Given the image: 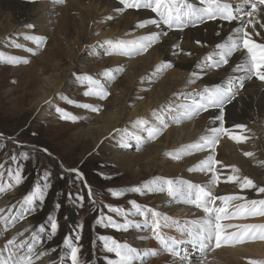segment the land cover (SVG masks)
<instances>
[{
    "label": "rangeland",
    "instance_id": "obj_1",
    "mask_svg": "<svg viewBox=\"0 0 264 264\" xmlns=\"http://www.w3.org/2000/svg\"><path fill=\"white\" fill-rule=\"evenodd\" d=\"M6 1L28 5L37 4L44 7L43 15L41 17L39 16L42 22H39V17L37 16L29 18L23 25H14L10 15H1L0 13V31L2 32L0 34V53H4V55L8 57H19L21 59L29 60V63L27 64H8L3 59H0V134H3V138H0V163H5V168H7L9 164H11L13 168H16L17 165H22L24 179L26 181L21 186H13L7 190V193H12V197L8 201L7 206L19 207L20 201H22L23 196L27 194L30 187L34 185L35 181L40 178L44 171H49L51 173V186L47 191L43 207L37 208V211L33 213L28 220L26 219L19 222L21 225L26 224L23 228H29L31 225L27 224L29 221L32 222V225L34 224L37 226L39 223L44 222L48 215L57 218L59 223L57 236L51 242L45 241L43 245V247L47 248L55 247L57 248V252L44 256L42 258V260H44L43 264H53V261H55L56 264H59L58 254L66 251V249L62 247V240L64 236L71 235L74 237L75 233L79 231L78 226L81 224L83 225V231L81 233L82 239L80 241V244L83 246L81 259L84 261V264H106L104 259L106 253L101 247L100 242L97 241L95 245L93 244V241H96V237L99 234L112 235L119 242L128 243L132 247L143 251L144 248L147 247L148 239L142 240L140 237L147 236L150 238L152 235L149 233V230L143 228H130L126 233L117 232L111 228L105 229L102 226L97 225L95 221L99 215L103 213L105 215H112L118 222H123L122 217L108 212L105 205L110 204L130 209L131 205L128 203L130 200H136L141 205L149 207L153 205L154 199L152 197V193L151 195H141L139 193L127 191L128 188L136 186L135 181L137 179H140L142 176H149L152 172V168H149V165L145 163V160L132 165L130 168L125 167V161L130 162L134 157L144 155L146 153V149L149 146L156 145L158 143L157 141L160 140L163 135L165 136L169 130H178L179 128L176 138L178 137L177 139L180 140L185 138L186 134L180 132L182 125L196 122L200 117H202L204 112L194 115L190 119H181L179 123H175L172 120L173 114H171V112L173 109L175 110L177 108V105L190 102L192 97L182 96L187 93H193L194 89L191 92L183 90L181 92L183 95L179 96L177 100L173 99L174 97L170 94L169 97L163 101V103H166L165 105L170 106V108H172L173 105H175V107H173V109H169L167 111L168 113L165 112L168 118L167 119L164 115V118L167 120V122H165L167 127L164 128L162 133L159 134L160 136L158 135L154 140H147L145 142L147 146L139 148L133 144L134 142L127 140L130 146L133 144L135 149L130 147V150H127V148H125L126 150H121L122 148H119V143L122 141V137L119 138V134L124 133L123 131L120 133L116 131V133H113L114 135L110 133V135L99 138V134L97 132L100 131V134H103L102 129H99L97 131L94 130L96 132L95 138L99 139V142L95 146V149H93L94 145L92 143L94 138L91 136L86 140L83 137V130L89 127L92 128V130L97 129L99 118L105 111L115 115L122 113L120 106H114L113 108H104L102 106L106 104L112 106V104H115V98L118 97V93L117 91L113 92V88L117 81H123L126 86H129L131 91L135 92L133 96L135 99L133 100L139 101L138 104L128 105V109H125L122 119L124 120L126 117L130 123L128 125L121 126L120 129H127L128 132L137 127L134 123L136 119H145L144 114L130 117V115L133 114L134 110L139 107L141 103L143 106L151 104L150 107L146 109V119L150 124L157 125L156 122H152L157 121V118H154L153 120L149 117L152 111H159H157L158 106L156 105L157 103H155L157 100H155L154 97H151L152 99L148 97L150 96L152 90L160 84L168 85L181 81L184 76L180 78L179 74L177 77H173L171 74L175 72L176 75L179 72H177L175 62L180 61L181 57H190L188 55L186 57V53L179 51L175 54L174 63L171 61L167 62L170 63L172 67L164 69H158L160 60L150 59L152 60V63L148 65L145 70H140L135 75V73L130 70V67H143L148 54L160 47H163L159 45H161L163 43L162 40L166 39L168 36H162L160 40L148 49L147 52H141L131 56H124L118 53L106 55L105 53L110 49L107 45H99L98 42L106 40H133L141 36L150 35L151 33H141L147 29L146 26L144 28H137L135 26L134 28H130V30H125L122 26H113L112 23L114 20L119 19V17H112V19L109 20V15H107V11L103 8L96 13L95 11L87 13V11H84V8L91 5L87 1H80L81 5H85L81 6V10H72V8H69L68 3L70 0H63V3H58L56 0ZM195 1L198 2L197 0ZM112 2H115L120 6L119 0H112ZM124 11L137 12V10L133 9H125ZM124 11L119 12L118 14H124ZM48 12H50V14ZM81 13L84 17L93 16L94 19L92 22H90V20H85L83 23L81 22L79 16ZM43 18L45 21H43ZM208 23L210 22H206L201 26L199 25V27H203ZM85 24L88 25L87 29ZM27 25H33L34 27L30 29L26 27ZM196 28H198V26H189L183 31L175 29L174 31L184 32L191 29L196 35H199ZM69 30L72 35L67 36ZM84 30H86L85 34L83 33ZM25 35H35L37 37L48 38L46 43L37 49L32 41L24 39ZM13 41L17 44L23 45V47H15L13 45ZM207 43V41H204L203 47L205 49L208 48ZM195 45L199 46L200 43L198 44L196 42ZM178 46L179 48H182L180 45ZM28 48H33L36 54L33 55L28 52ZM99 48L103 50H100ZM105 60H107L106 65L103 63ZM19 68H21V70ZM106 69L113 70V78L111 80L102 75ZM117 69H122V71H116ZM202 70L204 71L202 76H198L196 79L194 77L195 82L193 85H196L201 82L202 79L209 77L213 73L220 71V69L208 68H204ZM85 73L92 75L94 79L99 80L101 84L104 85L105 89L109 92L107 99L100 100L97 97H85L82 95L85 88L76 81L74 74L82 75ZM251 80L252 79H250V81L249 79L245 80L243 89H245V87L252 82ZM188 81L189 80L186 79V83H189ZM49 83H56L59 89L54 91L51 97L46 99L42 105L36 108V106L45 97L43 94L45 91V84ZM150 84L152 85L151 87L149 86ZM162 88H165L164 90H166L168 86H164ZM192 88L193 87H191V89ZM201 89H203V87ZM243 89L239 90V92H242ZM146 93L149 96L144 98L143 95ZM62 97L67 99H63ZM68 100L74 101L75 103H68ZM80 103H91L99 106L101 110L94 113L78 107L77 105ZM58 107L64 108L67 112L78 116L79 119L75 122L61 119V113L56 111ZM127 119H125V121ZM240 131L241 133L237 132V135H242L247 138L241 143H237L232 139L228 140V137L225 135L220 136L219 143L215 146V152L217 151L215 153L216 157L219 154L221 145H226L227 143H232L239 147L238 150H240V152L237 156L241 160L242 158L253 159L257 156L255 154V149H253V146H256V144H251L253 141V134H251L248 129ZM140 135L146 137V133H143L142 131ZM205 135H208V131L202 133L201 136ZM117 136L118 139H115ZM177 142L178 140L174 142V145L172 146L173 148H171V150L169 149L172 153L180 152L181 149L186 146L179 144L176 145ZM262 143H264V139L262 140ZM86 147L90 150H86ZM45 149L47 151H45ZM261 149L262 148L260 146V150ZM24 151L29 153L28 160H24L19 157V153ZM83 151L87 152L83 155ZM209 151L211 152V150H193L192 153H197V155H206ZM242 152H251L253 155L250 157L245 156L244 153L241 155L240 153ZM12 155H17L18 157L15 162H12L10 159ZM116 156L121 158L115 159ZM119 160L122 162H119ZM178 160H181V158ZM221 162L223 165L236 166L240 169L239 174L241 176L246 175L258 186H264L258 179H256V177L254 178L253 175H247L249 173L243 170V167L236 162ZM253 165L254 168L256 167L255 170H257V172L259 171L257 174L260 177L261 175L263 176L264 169L261 167L262 165L259 163ZM69 169H79V171L83 173V181L74 179V174L69 172ZM155 170L156 173L160 175L164 172L158 166H156ZM229 171L230 169H223L225 174ZM183 173L184 172L180 174L185 178V180H187L186 175L184 176ZM108 177L111 178L109 179ZM189 181L197 184H205L202 182L198 183L194 180ZM8 182L7 173H5L4 183ZM41 182L43 183V181ZM85 182L91 187V198L88 196V189L84 186ZM224 185H227V190H230L231 192H240L236 194L242 195L243 193L249 191L253 192L252 194H254L256 199H264V194L257 195L255 190H244L241 192L238 184L225 183ZM221 186H223V183H221ZM110 188L125 190V195L115 198L108 191ZM218 188H220L219 184L214 188V190ZM225 190L226 189L222 188L221 192ZM70 192L73 193V199L71 200L68 199L67 195ZM4 195L5 192L0 193V199ZM79 196H83L84 199L80 201L78 199ZM56 203L61 204L59 209H56ZM181 209L184 211L187 210L180 207L179 211ZM142 219L143 218H140V220ZM252 219L253 221H250H252L253 224H261L264 222V217H254ZM256 221L259 222L257 223ZM234 222L235 220L230 223ZM4 229L5 226L3 222H0V248L3 247L7 239H10L13 236L12 230H10L11 228H8L7 232H5ZM29 232L27 233L30 236L31 231L29 230ZM137 235L138 238H135ZM256 240L257 243L264 241L259 239ZM39 247L40 246L37 247V252H39ZM222 247L219 249L210 247L202 254L198 249L193 248L191 245L185 244L182 246V248L189 253H187V255H189L188 257L191 260V264H200L202 258L203 263L205 264H229L224 261L221 256H217V253L219 252L218 250L223 249ZM43 250L44 248H41V251ZM163 254L170 255L166 254L164 251ZM153 259L154 257H150L146 261V264H174V261L172 260L158 261V263H155L157 260ZM254 259L264 260V258ZM65 264H70V261L65 260ZM246 264H248V261Z\"/></svg>",
    "mask_w": 264,
    "mask_h": 264
},
{
    "label": "snow or ice",
    "instance_id": "obj_2",
    "mask_svg": "<svg viewBox=\"0 0 264 264\" xmlns=\"http://www.w3.org/2000/svg\"><path fill=\"white\" fill-rule=\"evenodd\" d=\"M58 3H63V0H56ZM121 8L116 11H124L125 9L134 10H149L155 14L156 18L144 19L136 25L137 28H144L146 25H154L160 31H153L150 35L141 36L133 40H106L98 42L99 45H107L110 49L105 54L112 55L118 53L124 56H131L141 52H147L153 44H155L162 36H168L167 30H180L192 26L205 24L206 22L226 21L229 24L238 21L239 26H233L227 39L222 43H216L214 50L209 52L202 61L198 62L196 67L204 69H221L223 66L230 64V59L233 60L234 67L231 71L234 73H244L243 76L233 80L231 77L227 79L226 84L215 83L212 86H205L201 91L187 93V97H192L190 102L177 105L174 110L172 120L179 123L181 119L191 118L201 112H207L210 109H218V115L213 117V123L219 122L218 127H210L208 135L202 136L200 140L194 144H190L181 149L185 155H191L192 151L211 150L206 158L201 159L194 167L189 168L190 172H201L205 175L210 174L208 183L197 184L186 180H173L164 177H155L151 181H146L142 186H133L127 189L128 192L139 193H166L177 203L192 205L196 209L203 212V216L198 220H187L181 225L180 221L173 220L170 216L155 210L152 207L141 205L136 200H130V209H125L120 206L105 205L108 212L122 217L123 222H118L112 215L101 213L95 223L105 229H114L117 232H128L130 228L147 229L151 232L152 238L155 239L164 252L170 254L174 258V264H191V260L186 252L181 251V246L188 244L193 248L198 249L202 254L210 247L219 249L224 245H235L244 243L248 240H264V223H229L228 221L243 220L250 217H264V199L248 200L245 195H215L213 189L222 182L221 177L225 176L223 182L238 184L241 192L244 190H255L257 195L264 194V186H258L248 176H241L240 169L236 166L223 165L216 159L215 146L219 143L221 135L228 136L237 143L244 142L247 138L242 135L233 134L229 128L224 126L225 107L236 99L239 90L244 88L246 79L255 77L260 81H264V34L257 30V25L260 29H264V23H261L258 16L264 14V0H242V4H238L235 9L233 5L225 0H198L197 2H189V0H119ZM199 5V6H198ZM244 5H247L245 9ZM112 19L111 16L108 17ZM27 28H33V25H27ZM220 35V31L215 33ZM254 37L261 38L260 42ZM25 40L32 41L36 48H40L46 43V37H37L35 35H25ZM197 43H201L197 41ZM17 48L23 47L21 44L15 43ZM178 47V46H176ZM28 52L35 55L33 48H28ZM234 54L235 57H234ZM0 59H3L8 64L29 63L28 59L19 57H8L4 53H0ZM172 67L170 63H162L158 69ZM116 71H122L117 69ZM102 75L107 79L113 78V70L106 69ZM196 73H193V78H190L189 83H194ZM76 81L85 88L82 95L85 97H97L100 100H105L109 96V92L104 85L92 75L74 74ZM63 99H67L62 97ZM68 103H75L68 100ZM78 107L89 110L91 112H99V106L91 103H80ZM56 111L61 113L60 118L75 122L79 119L78 116L67 112L64 108H57ZM153 115H156L154 112ZM159 126L150 124L145 119H137L134 123L141 127V131L146 133V137L139 134H129L127 130L116 129L118 133L124 132L122 143L127 146L126 141L129 138L135 139L139 145L147 140H154L164 128L167 127L162 117H157ZM245 125H235L236 129H245ZM3 138V134H0ZM45 151H47L45 149ZM174 159H180V153H170ZM245 156H252L253 153L245 152ZM19 157L24 160L29 159V153L24 151L19 153ZM17 155L11 156V161L17 160ZM230 169L225 174L223 169ZM69 172L74 174V179L83 181V173L79 169H69ZM5 173L9 182L4 183ZM49 171H44L34 185L30 187L27 194L20 201L19 208L13 206L9 208L8 215L0 216V222L5 224L4 231L7 232L9 227H15L19 221L30 217L37 211V208H42L45 202L47 191L50 188ZM109 179L111 177H108ZM43 181V183L41 182ZM23 166L17 165L13 168L11 164L5 168V163H0V193L6 192L13 186H21L25 183ZM84 186L88 189L89 198L92 197L91 187L85 182ZM111 195L119 198L125 195V190L108 189ZM68 199H73V193H68ZM78 199L82 201L83 196ZM217 201L220 204H217ZM241 201V203H234ZM56 209L61 207L60 203H56ZM5 209L0 208V213ZM143 217L142 220H133L129 217ZM77 231L73 236L65 235L62 240V247L65 252L58 254L59 264H65V260L70 261V264H84L81 259L82 239L81 233L83 225L78 226ZM175 228L181 238L167 235L164 229ZM29 228H24L23 231L17 230V234L6 240V243L0 248V264H36L44 256L57 252V248H45L43 251L37 252V247H43L45 241L51 242L58 234L59 223L57 218L48 215L44 222H41L36 227L35 231L27 239H19L24 237L25 233L29 232ZM144 236L140 239H148ZM100 242L101 247L106 253L104 259L106 264H146L150 257L158 255L155 249H145L143 251L132 247L128 243L119 242L112 235L99 234L96 237V242ZM53 264H56L53 261ZM203 264V258L200 262ZM248 264H264V260H248Z\"/></svg>",
    "mask_w": 264,
    "mask_h": 264
},
{
    "label": "bare ground",
    "instance_id": "obj_3",
    "mask_svg": "<svg viewBox=\"0 0 264 264\" xmlns=\"http://www.w3.org/2000/svg\"><path fill=\"white\" fill-rule=\"evenodd\" d=\"M80 1L84 2L87 1L91 5L87 6L84 8V11H87V13H92L93 11L98 12L102 8L107 11V15L111 17H119V19L114 20L112 23L113 26L117 27H124L125 30H130V28H134L138 23H140L144 19H150V18H156L155 14L150 13L149 10H139V11H124V14H118L119 12L116 11L117 8H121V5H117L115 2H112V0H70L68 3V7L73 9H78L81 10V6H85L84 4L81 5ZM198 1V0H197ZM189 2H196L195 0H189ZM225 2H229L233 4L234 9L238 4H242V0H225ZM198 3V2H197ZM199 6V5H198ZM245 9H247V5H244ZM43 10L44 7L41 5L33 4V5H28V4H21V3H16V2H8L6 0H0V13L1 15L6 14L10 15L12 18V22L14 25H23L29 18L33 17H41L43 15ZM134 10V9H133ZM49 11V10H48ZM47 12V11H46ZM45 12V13H46ZM122 12V11H120ZM44 13V14H45ZM50 14V12H48ZM80 19L81 22L84 23L85 20H92L94 19L93 16H86L84 17L83 14L81 13ZM39 22H42L40 19ZM44 19V18H43ZM257 19L260 20L261 23H264V14L261 16H258ZM45 21V19L43 20ZM22 22V23H21ZM29 22V21H28ZM38 22V23H39ZM40 24V23H39ZM124 25V26H123ZM41 26V24H40ZM39 26V27H40ZM43 26V24H42ZM201 26V25H200ZM233 26H239V22H233L232 24H229L226 21H215V22H210L207 25H204L203 27L196 28V31L199 33V35H196L193 30L189 29V31H184V32H177L173 30H167L165 27V31H169L168 37L166 39L162 40V44L159 46L158 49L155 51H152L150 54H148L145 64L143 67H135L131 66L130 70L132 72L136 73L140 70H145L148 65L152 63V60H160L159 65L162 63H167L168 61L175 62V54L178 53L179 51L186 53L190 58H184L181 57L180 61L175 62L177 66V74L175 75L174 73H171L173 77H177L179 74L180 78H182L181 81L174 82L168 85L160 84L158 87L154 88L150 94V96L146 93L143 95L144 98L148 97L152 99L154 97L155 100H157L155 103L158 106V109L156 111H152V113L149 115L150 119L154 118L156 119L157 117H162L165 122H167L166 114L169 109H173L175 105L170 108V106L165 105L166 103H163L165 99L169 97L171 94L175 99L177 100L179 96L183 95L181 92L183 90H187L188 92H191L193 89L196 90V92L201 91L202 87L204 88L205 86H212L215 83H221V84H226L227 79L231 77L233 80H235L237 77L243 76L244 73H234L231 71V68L234 67L233 60L230 59V64L228 66H223L220 71L213 73L207 78L202 79L201 82L197 83L196 85H193L194 83H186V79L190 80V78L193 77V73H196L197 75L195 76V79L198 78V76H202L203 70L201 68L196 67L197 63L202 61L204 57L211 51L214 50V46L216 43H222L227 39V36L230 34L231 29ZM44 27V26H43ZM85 27L87 29L88 25L85 24ZM83 27V28H85ZM146 30L142 31L141 33H152L153 31H160V29H157L154 25H146ZM74 30L73 28H71ZM257 30L260 31L262 34H264V29H260L259 26L257 25ZM217 31H220V35L217 36L215 33ZM2 32L0 31V34ZM83 33H86V30L83 31ZM147 33V34H148ZM72 35L70 30L67 33V36ZM48 38V37H47ZM255 39L260 42L261 38L254 37ZM50 39V38H49ZM197 41H200V45L196 46L195 43ZM204 41H207L208 43V48L205 49L203 47ZM53 44V43H52ZM180 45L182 48H179ZM178 46V47H176ZM100 49V48H99ZM103 50V49H100ZM175 50V51H174ZM173 55V56H172ZM236 54H234L235 57ZM107 60H105L103 63L106 65ZM21 70V68H19ZM184 74V75H183ZM58 75V74H57ZM190 77V78H189ZM250 81V79H249ZM252 82L245 87V89L240 91L236 97L235 100H233L230 104L226 105L225 107V117H224V126L229 128V130L233 134H237V132L241 133V129H236L234 128L235 125H245V129H248L251 134H253L252 138L253 141L251 144H256V146H253L255 149V154L257 155L253 159H248V158H242V160L237 156V154L240 152L239 147L235 144L232 143H227L226 145L222 144L221 148L219 149V154L216 157V159L220 161H226L227 163L230 162H236L237 164L241 165L243 167V170L247 171V175L251 176L253 175L254 178L259 180L262 185H264V174L261 177L257 174L256 167L254 168L253 164L259 163L262 165L261 167L264 169V143H262V140L264 139V81H260L259 79H256L255 77L252 78ZM261 83H260V82ZM189 82V81H188ZM263 82V83H262ZM245 84V83H244ZM193 85V86H192ZM150 87L152 86L151 84L149 85ZM164 86H168L166 90L165 88H162ZM191 87H193L191 89ZM45 91L43 92L44 98L41 100V102L36 106L38 108L46 99L51 97L52 93L54 91H57L59 88L57 87L56 83H49L45 84L44 86ZM189 89V90H188ZM117 91L118 97H116V101L114 102L115 104H112V106H109L108 104L102 105L104 108L107 107H114V106H120L122 109V113L118 114H112L110 112H103L102 115L99 118L98 126L97 129L92 128H87L84 129V138L87 140L91 136L95 139H93V149H95V146L98 144L97 138H95V131L102 129L103 134H100V131L97 133L99 134V138H102L106 135H114L113 133H116V129H120L121 126L128 125L130 122L129 120L125 117L124 120L122 119L123 112L125 113V109H128V105L132 104H138L139 101H134L135 99L133 96L135 92H132L129 86H126L123 81H117V83L114 85L113 92ZM196 93L193 92V96H195ZM152 97V98H151ZM182 97H187L186 94H184ZM147 98V99H148ZM186 99V98H185ZM168 102V101H167ZM185 102V101H184ZM151 104H148L147 106H143L142 103L137 107L133 114L130 115V117L135 116V115H143L145 116L146 119V109L150 107ZM131 107V106H130ZM140 109V111H139ZM156 113V115H153V113ZM168 113V112H167ZM219 110L218 109H210L207 112H204L202 117H200L196 122L192 123H187L185 125H182L181 131L185 135V138L183 140L177 139L176 135L178 134L177 129H172L169 130L165 136L163 135L160 140H158L156 145L149 146L146 149V153L142 156H137L134 157L132 161L126 162L125 161V167H132V165H135L136 163L143 162L145 160V163L149 165V168H152V172L149 176H142L140 179H137L135 181L136 186H142L144 182L146 181H151L155 177H164L167 179H173V180H185V178L180 174L182 172L183 175L187 177L186 181L189 180H194L198 183H208V180L210 179V175H205L204 173L201 172H190L188 171L189 168L194 167V165L198 164L201 159L206 158V155H197V153H192L191 155H185L183 152L180 153V158L181 160L174 159L172 155H169L172 153L169 151L172 146L174 145V142L178 140L176 145H190L191 143L198 142L200 140V136L202 133L208 131L210 127H218L219 122L216 121L213 123V117L215 115H218ZM171 114L174 115V109L172 110ZM164 115L166 118H164ZM201 116V115H200ZM125 119H127L125 121ZM140 119V118H139ZM168 119V118H167ZM137 120V119H136ZM149 120V119H148ZM156 122L157 126H159L158 119L157 121H152ZM92 127V126H91ZM94 127V126H93ZM95 130V131H94ZM121 130V129H120ZM127 130V129H126ZM132 132V133H131ZM129 136L131 134H139L141 133V128L140 126L135 127L134 129H131L130 131L127 132ZM145 133V132H143ZM162 133V132H161ZM160 133V134H161ZM124 135V133L119 134V138H121ZM160 136V135H159ZM199 137V138H198ZM202 137V136H201ZM228 137V136H226ZM118 139V136L115 138ZM230 138L228 137V140ZM85 140V141H86ZM127 140H130V142H134L133 144L136 145V147H143L147 146L146 143H141L137 144L135 139L129 138ZM120 141V140H119ZM118 141V143H119ZM194 141V142H193ZM225 142V141H224ZM262 143V145H261ZM120 149L121 150H130V147L135 149L133 147V144L130 146L128 141H126L127 146H124V143L120 141ZM261 146V150H260ZM250 148V147H249ZM86 150L88 147H86ZM87 151H83L86 153ZM124 152V151H122ZM217 152V151H216ZM215 152V153H216ZM178 153V152H176ZM244 152L240 153L241 155ZM121 157H115V159H118ZM119 162H122L119 160ZM256 162V163H255ZM128 163V164H126ZM225 163V162H224ZM238 165V166H239ZM156 166H158L161 170L164 172L160 175L156 173ZM258 166V165H257ZM151 170V169H150ZM158 170V169H157ZM159 171V170H158ZM177 175V176H176ZM176 176V177H173ZM182 176V177H179ZM189 179V180H188ZM221 180L223 183V186L220 185V188L214 190L215 195L221 196V195H233L236 193L240 192H231L230 190H227L228 186L224 185L225 183L223 182L224 176L221 177ZM258 182V183H259ZM226 189L225 191L221 192V189ZM253 192H246L243 193L242 195H245L248 200L251 199H256L254 197ZM12 194V193H11ZM10 193L5 192V195L0 199V208L5 209L3 213H0V216H6L8 215V209L12 208L8 205V201L12 197ZM151 195V193H146V195ZM153 194V199L154 203L151 206L155 210L162 212L168 216H170L173 220H178L180 221L181 225L184 224L185 221L187 220H198L200 219L204 214L201 212L200 209H195L194 206L192 205H187L183 203H177L171 198L167 196L166 193H152ZM241 195V194H240ZM234 203H241V201H236ZM218 204L220 202L218 201ZM183 207L187 210H180L179 208ZM19 208V207H16ZM29 217L26 219L28 220ZM140 218L143 217H129V219L133 220H140ZM254 217H250L248 219H243V220H235L234 223H250L253 224V219ZM24 219V220H26ZM252 220V221H250ZM258 220V219H257ZM261 221V220H260ZM264 221V220H263ZM20 222V221H19ZM17 223L15 227H9L12 230V235L15 236L17 234V230L23 231L26 226V224H20ZM29 221L27 224H31L29 226L30 231H35L36 227L34 224L32 225V222ZM231 221H229L230 223ZM257 223L259 221H256ZM35 223V222H34ZM264 223V222H263ZM4 224V223H3ZM5 226V224H4ZM165 233L170 236H176L177 238L180 237V233L175 229V228H170V229H164ZM30 233V232H29ZM151 233V232H149ZM132 234V233H131ZM148 234V232H147ZM142 236V235H141ZM29 237L28 233H25L24 237H19V239H27ZM143 237V236H142ZM138 238V235L135 237ZM257 240H248V242L244 243H239L235 245H224L222 248L218 250L219 252L217 253V256H221L224 261L228 262L229 264H246L248 260L254 259V258H264V241H261L259 243L256 242ZM142 246V245H141ZM183 246V245H182ZM181 246V251L186 252L185 249H183ZM145 247V246H144ZM41 248H47V247H39L38 251H41ZM214 248V246L212 247ZM138 249V248H137ZM145 249H155L158 252V255L154 257L153 260H157L155 263H158V261H174V258H172L171 255H165L163 254V249L158 246V242L152 238H148V244ZM183 249V250H182ZM198 251V250H197ZM217 251V250H216ZM221 251V252H220ZM188 253V252H186ZM168 254V253H166ZM189 254V253H188ZM189 256V255H188ZM202 256V255H201ZM193 260V259H192ZM208 260V259H207ZM44 260L36 261V264H43ZM208 262V261H207ZM206 262V263H207ZM243 262V263H242ZM246 262V263H245ZM166 263V262H165ZM170 263V262H169ZM152 264V263H151ZM154 264V263H153ZM168 264V263H166ZM173 264V263H172ZM199 264V263H198ZM205 264V263H203Z\"/></svg>",
    "mask_w": 264,
    "mask_h": 264
}]
</instances>
